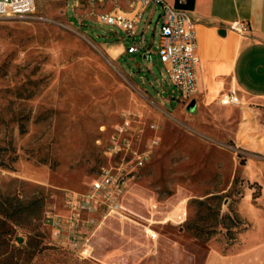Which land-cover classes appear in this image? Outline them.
<instances>
[{
    "label": "rangeland",
    "instance_id": "rangeland-1",
    "mask_svg": "<svg viewBox=\"0 0 264 264\" xmlns=\"http://www.w3.org/2000/svg\"><path fill=\"white\" fill-rule=\"evenodd\" d=\"M134 1L36 0L33 14L0 16V198L25 200L33 215L12 224L0 264H206L215 252L245 251L264 264V170L252 168L260 181L242 178L248 157L262 156L237 149L215 104L200 91L182 98L163 71L160 5L150 20L148 7L134 36L101 21ZM143 31L151 61L119 48L124 36L141 44ZM117 168L129 209L106 219L82 211L91 255L54 239L45 212L68 213V196Z\"/></svg>",
    "mask_w": 264,
    "mask_h": 264
},
{
    "label": "crops",
    "instance_id": "crops-1",
    "mask_svg": "<svg viewBox=\"0 0 264 264\" xmlns=\"http://www.w3.org/2000/svg\"><path fill=\"white\" fill-rule=\"evenodd\" d=\"M164 2L188 10L197 20L199 91L203 95V102L215 104L210 106L211 109L215 108L214 117L237 149L262 156V159L248 157L242 171V178L247 181H260L256 172L253 174L252 168L264 170V0ZM150 5L149 20L153 18L157 5L163 10V4ZM150 5L142 8L139 2L134 1L130 11L121 12L133 17L141 10L143 16ZM162 15L163 12L159 14L161 20ZM126 36L119 42L120 49H125L126 44L129 47L135 44L128 43ZM158 41L159 36L154 40L156 47ZM140 49L143 50V57L146 53L152 55L151 49L146 48V36L144 46ZM145 59L151 61L147 57ZM217 97L219 101H216ZM224 105L228 109L220 110ZM135 193L138 197L147 195L142 190H136ZM245 193H252V189L248 187ZM128 194L127 187L121 200V210L105 215V219L113 214H123L129 209L124 204ZM187 220L184 217L179 223ZM86 244L91 253V245H88V241ZM260 257L264 258V247ZM206 264H255L254 253L245 251L239 255H225L215 252L209 255Z\"/></svg>",
    "mask_w": 264,
    "mask_h": 264
},
{
    "label": "built area",
    "instance_id": "built-area-1",
    "mask_svg": "<svg viewBox=\"0 0 264 264\" xmlns=\"http://www.w3.org/2000/svg\"><path fill=\"white\" fill-rule=\"evenodd\" d=\"M136 2H139L142 8L150 4H163L157 53L164 64L165 72L180 91L182 98L196 95L199 92L198 65L200 62L197 20L188 10L168 5L164 0H136ZM35 9L36 0H0V16L30 15ZM141 17V10H138L133 17L118 11L103 14L101 21L120 28L127 36H134ZM144 43L145 34L142 33L141 44L131 45L129 51H138ZM119 131L122 133L124 128L120 127ZM124 145L129 152L133 151L129 141ZM113 150L121 151L119 141L114 142ZM133 153L140 162L143 161V156L137 155V151ZM127 185L128 179L121 168L105 169L91 181L87 192L68 196V213L59 214L50 210L45 212L44 222L50 228L52 237L59 240L61 244L67 242L70 248L81 249L80 252L89 255L86 241L84 243L80 235L82 211L102 210L105 215L119 212Z\"/></svg>",
    "mask_w": 264,
    "mask_h": 264
},
{
    "label": "trees",
    "instance_id": "trees-1",
    "mask_svg": "<svg viewBox=\"0 0 264 264\" xmlns=\"http://www.w3.org/2000/svg\"><path fill=\"white\" fill-rule=\"evenodd\" d=\"M15 199L7 193L1 194L0 198V260L3 261H7L10 256V244L13 232L12 224L17 217L33 216L32 214H25L24 207L28 202L18 197Z\"/></svg>",
    "mask_w": 264,
    "mask_h": 264
},
{
    "label": "water",
    "instance_id": "water-1",
    "mask_svg": "<svg viewBox=\"0 0 264 264\" xmlns=\"http://www.w3.org/2000/svg\"><path fill=\"white\" fill-rule=\"evenodd\" d=\"M145 57H147V58L151 59V54H150V53H148V54H147V56H146V55H144V58H145ZM194 105H195V101H193V102L190 104L189 108H190V109H193Z\"/></svg>",
    "mask_w": 264,
    "mask_h": 264
}]
</instances>
